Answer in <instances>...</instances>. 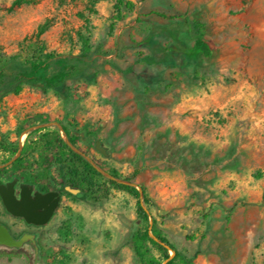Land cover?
<instances>
[{
    "label": "rangeland",
    "instance_id": "1",
    "mask_svg": "<svg viewBox=\"0 0 264 264\" xmlns=\"http://www.w3.org/2000/svg\"><path fill=\"white\" fill-rule=\"evenodd\" d=\"M11 1L0 0L1 60L20 54L19 42L43 23L46 51L76 53L87 17L91 49L104 62L54 89L27 84L2 96L0 165L58 184L61 196L48 221L32 228L36 259L27 248L0 250V264H138L131 248L140 225L135 198L105 181L108 175L130 178L148 199L142 204L149 220L193 264H260L264 0H131L133 11L112 28L113 0H96L91 12L87 0H31L7 10ZM150 10L198 18L211 55L188 59L166 36L181 18ZM151 26L165 36L144 41ZM177 40L191 43L183 31ZM163 53L167 59L154 63L137 60ZM19 66L16 60L6 68ZM43 123L48 135L17 155L12 148L43 131ZM63 127L82 133L70 144L100 170L89 187L68 173L82 162L63 146ZM0 218L14 230L24 227L1 205Z\"/></svg>",
    "mask_w": 264,
    "mask_h": 264
},
{
    "label": "trees",
    "instance_id": "2",
    "mask_svg": "<svg viewBox=\"0 0 264 264\" xmlns=\"http://www.w3.org/2000/svg\"><path fill=\"white\" fill-rule=\"evenodd\" d=\"M31 0H12L7 6V10L18 7L23 3ZM87 10L94 11L93 5L96 0H87ZM113 12L110 17L109 28H112L115 21L123 18L126 12L133 11L134 3L131 0H113ZM160 17L166 18H181L182 24L176 25L166 33L173 44H177V50L182 52L188 59L194 60L198 56L208 57L212 51L204 38L205 26L198 18L188 19L184 15H165L156 10L149 11ZM83 17V15L81 16ZM84 18L83 30L77 31V36L80 41L79 49L76 53L58 54L53 51H46L42 39L39 37L41 32L45 29V23L39 24L35 33L29 38L24 37L19 44L21 46V53H13L6 55L2 60L0 59V100L6 93H18L24 85H39L42 90L54 89L64 84L67 79H75L84 77L92 70L104 62L101 55L91 49V44L88 39V24L87 17ZM137 21L139 17L135 18ZM183 31L191 40L190 44L179 43L177 40V33ZM154 27H150L144 41H150L154 36H162ZM165 36V35H163ZM166 51V48L162 49ZM23 51V53H22ZM103 54L105 51L102 52ZM167 59L163 53L162 56L156 58L152 55L150 57H138L137 60H142L146 63H154L159 60ZM18 61L21 66L6 68V65L11 61ZM57 132V131H56ZM63 132L67 136V140L74 144L76 139H79V134L75 133L73 129L63 127ZM89 133H86L88 135ZM57 141H61L59 137H55ZM53 141L52 138L47 139V145ZM63 146L67 152L77 157L82 162L81 170L78 171L77 166L72 165L68 169L70 176H78L80 181L86 183L89 187L92 185L91 176L102 175L81 155L73 151L69 145L63 142ZM29 144H25L21 150V154L28 151ZM105 181L112 184L116 188H121L130 193L135 198V215L140 220V225L137 227L132 235L131 248L138 264H193L189 259H186L183 254L174 247L164 236L162 231L158 228L154 219L149 220V213L142 202L147 204L148 199L143 194L139 196V192L135 185L127 183L116 182L112 179L103 177ZM129 181L130 178H124ZM153 237H152V236ZM171 250V253H168ZM260 264H264V259Z\"/></svg>",
    "mask_w": 264,
    "mask_h": 264
},
{
    "label": "water",
    "instance_id": "3",
    "mask_svg": "<svg viewBox=\"0 0 264 264\" xmlns=\"http://www.w3.org/2000/svg\"><path fill=\"white\" fill-rule=\"evenodd\" d=\"M64 142L69 145V147L77 152L75 147H73L67 138H64ZM99 141H94V146L99 149L102 153L104 150L98 146ZM83 155V154H82ZM85 157V156H84ZM87 161L100 172L99 168L93 165V163L85 157ZM109 178L115 179L113 176L108 175ZM117 181H122L115 179ZM122 183H127L130 185H134L131 181H122ZM19 195L16 198L13 194V181H8L6 184L0 183V199L3 204V207L7 212L14 216H20L27 223H32L35 225H42L48 221L51 217L54 208L58 202V196L56 191H47L43 194L38 192H34L33 196L30 195V190L25 189L24 184H20L19 186ZM139 196L141 197V191L138 190ZM152 236V235H151ZM153 237V236H152ZM29 242L33 247V256L32 261L36 259L37 256V245L34 240L29 235H22L19 239H13L7 228L0 223V246L2 247H19L22 242Z\"/></svg>",
    "mask_w": 264,
    "mask_h": 264
},
{
    "label": "flooded vegetation",
    "instance_id": "4",
    "mask_svg": "<svg viewBox=\"0 0 264 264\" xmlns=\"http://www.w3.org/2000/svg\"><path fill=\"white\" fill-rule=\"evenodd\" d=\"M44 126H48V125L43 123V126H42L43 131H41L40 133L36 131L37 134L33 135V136H31V134H29L31 136V138H32L31 140L28 139V138L25 139V141H23L21 143V145L16 144V146L14 148H12V150L14 152H16L17 155H19L21 150H22V148H23V146L25 144H30L31 145V144L34 143V140L46 137L48 135V132L45 131V127ZM36 132H31V133H36ZM74 132L78 133L79 137H80L79 139H81L82 133L80 131H75V130H74ZM43 144L46 146L47 145V140L43 141ZM1 147H2L4 152H8V150H9L8 148L9 147H7L5 145H1ZM78 154L81 155L85 159L84 155H82L80 153H78ZM71 158H73V160H75V161H78L79 163L81 162V160L79 158L74 157L72 155H71ZM8 181H13V194H14V196L16 198H18V195H19V190H20L19 186H20V184H24L25 189L30 190V195L31 196H33L34 192H38L40 194H43V193H45L47 191H56L57 192V196H58V202H59V198H60L61 194H60V189H59L58 184L46 183L45 181L39 180L36 177L26 178L23 175L15 172L14 169L8 168L7 165H0V183L1 184H6ZM65 187L66 186L64 185V188ZM58 202H57V204H58ZM0 205H1L2 211L5 214H7L8 216L13 217V218L21 219V221H22V223L24 225V227H19L17 230H14L11 225H9L5 220L0 218V223L7 228V231L9 233V235L15 240L19 239L22 235L31 236V238L34 240L35 244L37 245V253H38L39 246H38L37 239H36V233L33 231L32 228L38 227V226H41V225H35V224H32V223H27V222H25L23 220L22 217L14 216V215L10 214L3 207L1 199H0ZM55 208H54V210H55ZM21 248H27L30 251L31 256H33V247L27 241L22 242V244L19 247H2V246H0V250L21 249Z\"/></svg>",
    "mask_w": 264,
    "mask_h": 264
}]
</instances>
